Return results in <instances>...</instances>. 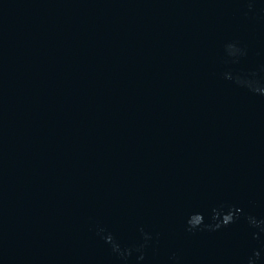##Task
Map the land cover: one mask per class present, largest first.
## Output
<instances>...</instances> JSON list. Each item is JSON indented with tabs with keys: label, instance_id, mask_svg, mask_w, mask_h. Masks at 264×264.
Instances as JSON below:
<instances>
[{
	"label": "water",
	"instance_id": "water-1",
	"mask_svg": "<svg viewBox=\"0 0 264 264\" xmlns=\"http://www.w3.org/2000/svg\"><path fill=\"white\" fill-rule=\"evenodd\" d=\"M0 264H264V0H0Z\"/></svg>",
	"mask_w": 264,
	"mask_h": 264
}]
</instances>
